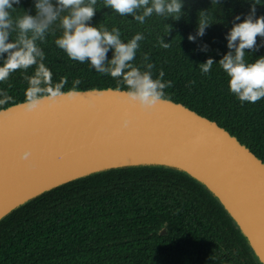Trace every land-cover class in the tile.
Listing matches in <instances>:
<instances>
[{
	"label": "trees",
	"instance_id": "trees-1",
	"mask_svg": "<svg viewBox=\"0 0 264 264\" xmlns=\"http://www.w3.org/2000/svg\"><path fill=\"white\" fill-rule=\"evenodd\" d=\"M251 2L258 4L256 15H264V0H221L219 4L215 0H183L185 15L179 20L153 14L141 24L97 0L91 23L109 31L119 28L125 43L137 33L143 34L133 64L143 71V57L148 54V62L154 64L153 78L164 72L163 80L171 81L172 86L163 90V98L217 122L264 162V99L239 101L230 92L229 78L218 62L228 51L225 34L233 17L239 14L243 19ZM14 7L10 10L13 19L33 9V0H21ZM201 12L208 13L212 24L205 36L193 43L188 35H195ZM169 24L172 31L167 34ZM53 29L44 42L37 41L53 85L66 77L61 91L127 90L122 81L96 72L89 63L70 59L55 44L62 35L58 22ZM162 37L168 48L161 46ZM11 38H16L15 32ZM257 43H261L260 37ZM202 44L208 45L207 51L201 50ZM260 56H264V46L246 53L245 60L252 62ZM208 57L217 62L205 75L200 63ZM34 70L35 66L13 72L7 81L0 82V92L12 97L0 109L26 100L28 82L24 76L33 75ZM77 79L81 83L74 85ZM0 264L261 263L206 186L174 168L134 166L65 183L6 215L0 220Z\"/></svg>",
	"mask_w": 264,
	"mask_h": 264
},
{
	"label": "water",
	"instance_id": "water-1",
	"mask_svg": "<svg viewBox=\"0 0 264 264\" xmlns=\"http://www.w3.org/2000/svg\"><path fill=\"white\" fill-rule=\"evenodd\" d=\"M62 93L35 110L26 100L0 109V220L79 178L164 166L206 186L264 264V162L237 136L168 98L142 110L124 89ZM25 149L29 161L19 158Z\"/></svg>",
	"mask_w": 264,
	"mask_h": 264
},
{
	"label": "clouds",
	"instance_id": "clouds-1",
	"mask_svg": "<svg viewBox=\"0 0 264 264\" xmlns=\"http://www.w3.org/2000/svg\"><path fill=\"white\" fill-rule=\"evenodd\" d=\"M106 8L113 9L122 16H131L143 24L147 17L153 14L166 19L179 20L185 15L183 0H103ZM221 0H215L219 4ZM21 0H0V82L7 81L13 72L35 66L34 74L25 75L28 82L25 91L26 108L37 109L46 100L54 101L63 95L61 89L67 83L62 77L53 85L52 73L43 63L45 54L37 41L44 42L46 34L54 31L57 24L62 29V35L55 44L67 56L80 63L90 66L102 75H109L117 81H122L127 88V98L142 110L151 109L160 100L166 87L172 82L163 80L164 72H159L158 78H153L154 64L148 62L149 56L143 57V68L133 64L139 42L143 34L137 33L128 42L121 40L119 28L109 31L105 27L97 28L91 21L96 15L97 0H33V9L24 10L23 15L13 19L10 10L19 6ZM255 2L249 5V12L241 19L239 14L233 17L232 27L225 34L228 51L218 60L220 67L228 76V87L239 101L256 103L264 99V56L257 57L252 62H246V53H252L264 46V15L257 16ZM208 13L201 12L195 35L189 34L188 40L195 43L197 37L202 38L211 26ZM172 31L168 25L167 34ZM16 38H11L12 33ZM166 34V35H167ZM257 37L261 43H257ZM163 48L170 45L162 37ZM202 51L208 50L207 44L201 45ZM247 50V52H246ZM111 53V55H109ZM217 60L208 57L200 63L201 72L209 74ZM79 79L74 85H79ZM191 83H195L192 81ZM11 87V85H9ZM0 105L12 100L6 91L0 92ZM127 118L121 120V126L127 127ZM19 158L29 161L30 152L25 149L19 153Z\"/></svg>",
	"mask_w": 264,
	"mask_h": 264
}]
</instances>
